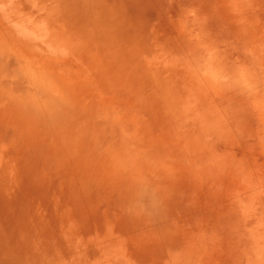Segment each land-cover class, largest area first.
<instances>
[{
    "label": "rangeland",
    "instance_id": "374dc122",
    "mask_svg": "<svg viewBox=\"0 0 264 264\" xmlns=\"http://www.w3.org/2000/svg\"><path fill=\"white\" fill-rule=\"evenodd\" d=\"M0 264H264V0H0Z\"/></svg>",
    "mask_w": 264,
    "mask_h": 264
}]
</instances>
